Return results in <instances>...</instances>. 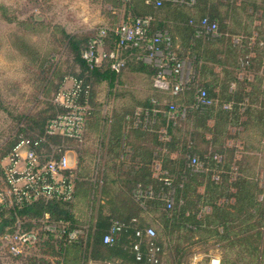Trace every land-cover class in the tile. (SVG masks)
<instances>
[{
    "label": "trees",
    "instance_id": "obj_1",
    "mask_svg": "<svg viewBox=\"0 0 264 264\" xmlns=\"http://www.w3.org/2000/svg\"><path fill=\"white\" fill-rule=\"evenodd\" d=\"M146 1L122 0L130 11L128 18L151 17L149 35L167 33L171 39L169 51L193 68L189 83L177 95L155 89L157 69L142 61L147 55L143 46L124 51L125 66L119 73L110 70L107 59L91 68L81 54L96 31L74 37L61 30L78 70L59 77L49 115L18 117V122L26 121L27 126L18 127L15 139L3 148L0 159L20 139L33 141L42 135L46 121L60 111L53 100L67 77L89 86L90 115L84 139L82 143L64 142L78 152L86 143L87 133L101 127L96 108L101 87L107 84L109 95L114 91L121 101L106 119L105 143L99 136V154H103L95 155L89 167L79 154L73 201L36 203L17 211L16 216L31 220L47 213L51 221L66 225L67 231L82 229L76 242L44 245L46 254L56 256L57 264H84L87 258L101 264H149L146 240L141 245V261H136L131 252L135 230L148 227L156 233L154 243L160 250L157 264L163 255L162 237L179 256L183 234L197 236L201 242L214 241L225 249L221 264H264V177L258 171L264 165L256 161V156L248 155L251 150H264V0L259 5L250 2L249 15L242 7L223 5L231 11L224 16L218 12L216 0H193L192 4L190 0H167L158 7L154 6L155 0L150 4ZM256 10L262 12L260 18L254 17ZM3 16L8 23L15 22L5 12ZM205 18L216 24L214 36H196ZM118 25L102 26L111 30L103 39L106 53L115 47L117 39L112 31ZM19 43L11 46L26 57L24 52L30 53L29 46L24 39ZM40 80L38 91L52 84L47 75ZM200 90L205 91L210 105L195 106ZM178 105L185 107L184 117L173 111L174 118H170V107ZM137 112L141 123L134 127ZM28 129L38 133L31 135ZM240 140L243 147L237 149L235 144ZM230 141L234 142L232 146ZM192 157L201 164L197 172L188 166ZM149 188L151 197L144 195ZM160 194L171 196L169 208ZM81 201L90 204L92 210L96 207L95 217L85 223L72 211V206ZM10 220H14L13 214ZM112 221L122 223L124 228L113 243L104 244L103 236ZM28 259L14 260L28 264ZM175 259L179 264V257ZM39 263L49 264V259L39 258Z\"/></svg>",
    "mask_w": 264,
    "mask_h": 264
},
{
    "label": "built area",
    "instance_id": "obj_2",
    "mask_svg": "<svg viewBox=\"0 0 264 264\" xmlns=\"http://www.w3.org/2000/svg\"><path fill=\"white\" fill-rule=\"evenodd\" d=\"M163 1L155 0L154 6L158 7ZM177 1V0H174ZM183 2V0H178ZM146 4L151 1L147 0ZM193 0H190V4ZM151 17L128 18L120 23L112 32L116 36L115 47L109 52L104 51V37L111 31L105 27L96 29L95 38L89 47L82 51V59L90 67L100 65L107 59L110 70L119 73L125 66L124 51L134 47H144L147 55L142 61L157 69L153 78V87L163 92L177 95L182 92L191 78L190 65L186 60L176 58L170 51L171 39L167 33L156 32L149 35ZM201 30L196 36H214L216 24L207 18L201 21ZM89 86H84L81 80L73 77L65 78L62 87L56 94L53 102L60 109L53 117L49 118L43 133L35 139L22 138L0 160V264H17L16 258H27L48 242L63 241L65 244L76 242L82 229L77 228L67 231L66 225L51 221L47 213L43 217L31 220H22L16 212L36 203H71L75 195L76 172L75 165L71 163L70 154L73 153L65 141L82 143L84 139L87 118L90 115L88 104ZM210 101L204 90L196 96L195 106H208ZM227 107V106H225ZM179 113L180 118L185 115L184 106L170 107L168 113L174 118L172 112ZM134 127L140 125L139 112L136 113ZM149 123V122H148ZM59 140V142H56ZM188 166L197 172L201 164L196 157H192ZM165 185H169L165 182ZM144 195L151 197L149 188ZM171 195V193H170ZM165 199L167 208L173 200L160 194ZM14 215L13 226L1 230L7 222L3 217ZM11 222V220H10ZM124 225L112 221L109 230L103 236L104 244H111L117 239ZM11 229V230H10ZM135 240L131 245V252L136 261H141L143 253L141 245L146 240V260L149 264H157L159 248L155 245V230L151 227L137 229L134 232ZM49 264H57L56 260ZM89 264H100L90 262ZM210 264H220L219 259H211Z\"/></svg>",
    "mask_w": 264,
    "mask_h": 264
},
{
    "label": "rangeland",
    "instance_id": "obj_3",
    "mask_svg": "<svg viewBox=\"0 0 264 264\" xmlns=\"http://www.w3.org/2000/svg\"><path fill=\"white\" fill-rule=\"evenodd\" d=\"M252 1L216 0L214 3L222 16L227 11L229 15L231 13L229 8L223 5L242 7L244 9L242 11L249 15L252 12V7L248 4ZM254 1L259 5L262 0ZM4 12L8 18L14 19L15 22L8 23L3 16ZM253 15L260 18L262 12L256 10ZM130 16V11L126 9L122 0H0V101L2 103V107L0 106V153L15 139L18 127L27 126L26 121L18 122V117L21 115L32 117L49 115L51 113L50 99L59 77L63 73L77 72L78 70L72 62L66 39L61 34V30L70 36L84 37L89 31H94L102 26L118 25ZM233 19L237 21V19ZM245 20L242 16V21L245 22ZM256 23L258 25L260 22ZM21 34L23 37H19ZM23 39L30 50V53L24 52L26 57L13 45L14 42L20 46L19 40ZM190 73L193 74L191 65ZM45 75L50 77L52 84L45 86L43 91H38L37 86L41 82L40 78ZM114 95V91L109 95L107 84L101 87L96 101L97 117L100 119L101 127L87 133L86 143L80 152L71 146L73 152L70 154L71 163H73L74 154L77 156V160L81 154L84 165L89 167V161L99 154V136L103 137L102 143L106 141L105 134L108 127L106 119L118 103L117 101H121ZM37 131L28 129V133L31 135L37 134ZM233 144L234 142L230 141V146ZM235 145L237 149H241L243 147L242 140L237 141ZM249 153L248 155L256 156L258 158L256 161L264 165V150L260 153L251 150ZM102 154L103 152L99 156ZM258 171L263 178L264 168H259ZM97 199H100L99 196ZM72 207L74 215H77L79 221L83 223L89 221L91 216L95 217L96 207L92 210L91 205L86 201L77 202L75 208ZM2 220L7 223L2 225L1 230L13 226L9 215L3 217ZM161 240L163 255L160 264H176L175 258L178 259V257L179 264H210L211 259L216 258L220 260L221 264L222 259L226 256L225 249L214 244V241L201 242L199 237L190 234H183L179 246L181 249L179 256L175 254L173 247L167 246V239L162 237ZM46 247L43 246V252L39 250L38 257L37 251L27 257V259L29 258L26 260L28 264H40L39 258H48L49 261L56 260V256L46 254L48 251ZM231 258L235 259L233 256ZM90 262L95 261L87 258L84 264Z\"/></svg>",
    "mask_w": 264,
    "mask_h": 264
},
{
    "label": "crops",
    "instance_id": "obj_4",
    "mask_svg": "<svg viewBox=\"0 0 264 264\" xmlns=\"http://www.w3.org/2000/svg\"><path fill=\"white\" fill-rule=\"evenodd\" d=\"M106 138L108 137V130L106 131ZM73 163L75 165V170L77 171V156L74 154ZM98 159V158H97ZM101 264V263H100Z\"/></svg>",
    "mask_w": 264,
    "mask_h": 264
}]
</instances>
